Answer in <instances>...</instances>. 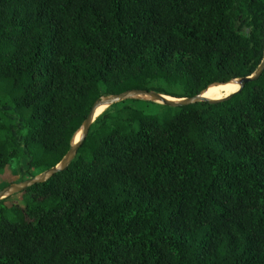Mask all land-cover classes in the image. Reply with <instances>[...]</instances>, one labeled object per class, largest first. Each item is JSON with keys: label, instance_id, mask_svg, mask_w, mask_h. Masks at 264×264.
<instances>
[{"label": "trees", "instance_id": "16d2710c", "mask_svg": "<svg viewBox=\"0 0 264 264\" xmlns=\"http://www.w3.org/2000/svg\"><path fill=\"white\" fill-rule=\"evenodd\" d=\"M263 54L264 0H0V174L58 163L101 95L192 96ZM126 101L0 207V264H264V70L123 131Z\"/></svg>", "mask_w": 264, "mask_h": 264}, {"label": "water", "instance_id": "95a60500", "mask_svg": "<svg viewBox=\"0 0 264 264\" xmlns=\"http://www.w3.org/2000/svg\"><path fill=\"white\" fill-rule=\"evenodd\" d=\"M263 70H264V54H263L261 61L257 65V67L250 75L233 78V79L238 80V83H239L238 89L220 99H209L202 95V91L205 90L211 84H209L207 87L202 89L199 93L194 94L192 96H185V97H173L170 95L156 92L154 90H147V89H128L120 93L101 95L91 105L80 127L72 135L70 139L69 149L63 155L60 161L56 163L54 166L43 170L42 172L34 175L33 177L27 178L26 180L20 181L17 183H11L3 187L0 190V200L8 197L9 195L20 192L35 183L44 182L49 177L54 175L55 173L61 172L64 169H66L69 163L71 162V160L73 159V157L75 156L77 149L80 147L85 137L87 136L90 125L97 118L98 116L97 110L101 106H110L116 102H120V101H123L131 97H140L142 99L149 100V101H157V102H160L164 105L171 106V107H181V106H186V105H189L195 102H203V101L208 102V103H216L221 100L230 98L233 94L238 93L246 83L252 82L258 79V77L261 75ZM78 132H79V136L77 139H75V135Z\"/></svg>", "mask_w": 264, "mask_h": 264}, {"label": "rangeland", "instance_id": "374dc122", "mask_svg": "<svg viewBox=\"0 0 264 264\" xmlns=\"http://www.w3.org/2000/svg\"><path fill=\"white\" fill-rule=\"evenodd\" d=\"M245 32H248V29H245ZM127 100L126 103L130 107L139 108L141 111L142 116L135 117L133 119H130L128 117H121L119 118V124L121 126V129L123 131H127L131 128H134L137 126L138 118L145 117V118H155L157 123H162L164 120H166L168 117L172 116L176 111H178L179 107H171L164 105L157 101H149L142 99L140 97H131ZM118 103V102H116ZM112 106H104V109L99 113L102 115L105 111L112 112L116 106L115 104ZM98 114V116H100ZM97 116V117H98ZM27 166H26V157L20 153V156L18 158H15L10 161V163L5 167L4 172L0 174V190L7 186L5 184L6 180L12 183H17L20 181H24L27 179V174L25 173ZM6 201L2 204H0V207L2 205L6 206L8 209H10L7 214H10L12 211V207L14 204H12L15 201H21L23 198L21 196V192L14 193L12 195H9L8 197L4 198Z\"/></svg>", "mask_w": 264, "mask_h": 264}, {"label": "bare ground", "instance_id": "6f19581e", "mask_svg": "<svg viewBox=\"0 0 264 264\" xmlns=\"http://www.w3.org/2000/svg\"><path fill=\"white\" fill-rule=\"evenodd\" d=\"M238 87H239V83L237 79L229 80L226 83H213L209 85L205 90L202 91V95L209 99H220V98L225 97L229 93L237 90ZM103 109H104V106H101L97 110V113L99 114ZM78 136H79V132L76 133L75 139H77Z\"/></svg>", "mask_w": 264, "mask_h": 264}]
</instances>
